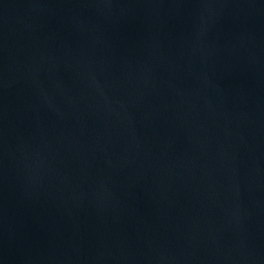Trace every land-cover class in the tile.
<instances>
[{
    "label": "water",
    "instance_id": "obj_1",
    "mask_svg": "<svg viewBox=\"0 0 264 264\" xmlns=\"http://www.w3.org/2000/svg\"><path fill=\"white\" fill-rule=\"evenodd\" d=\"M0 264H264V0H0Z\"/></svg>",
    "mask_w": 264,
    "mask_h": 264
}]
</instances>
